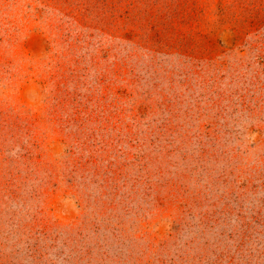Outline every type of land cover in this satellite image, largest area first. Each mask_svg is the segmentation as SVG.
Listing matches in <instances>:
<instances>
[{
    "label": "rangeland",
    "instance_id": "rangeland-1",
    "mask_svg": "<svg viewBox=\"0 0 264 264\" xmlns=\"http://www.w3.org/2000/svg\"><path fill=\"white\" fill-rule=\"evenodd\" d=\"M0 264H264V0H0Z\"/></svg>",
    "mask_w": 264,
    "mask_h": 264
}]
</instances>
